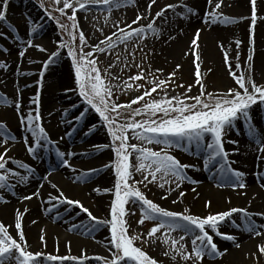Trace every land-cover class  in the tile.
I'll use <instances>...</instances> for the list:
<instances>
[{
  "label": "snow or ice",
  "instance_id": "obj_1",
  "mask_svg": "<svg viewBox=\"0 0 264 264\" xmlns=\"http://www.w3.org/2000/svg\"><path fill=\"white\" fill-rule=\"evenodd\" d=\"M213 0H208V4L212 5ZM136 0H50L51 9L45 6V0H40L39 7L44 9L47 18L55 21L62 33L67 34L70 41H61L59 47L67 48V55L71 57L75 71V83L79 92V96L83 98V102L87 107L79 110V105H73V108L79 110V114L74 116L76 122L84 120L90 110H94L98 114L101 121L107 127V131L112 140L109 145L96 146L111 148L115 153V158L109 165L105 167L114 168V185L112 189H104L105 192H112L114 199L110 203V219L100 220L92 214L79 200L69 199L62 191L55 197L49 196V203L52 208H56L58 204L66 205L65 212H70L72 207L79 208L80 211L86 213L88 218L95 223L91 225L87 231L89 234L98 229L101 225L108 227L109 235L107 237V251L109 256H96L92 259L102 261V264H160V262L152 257L146 250V245L150 246L160 240L163 244L169 247L163 253L164 256H169L173 261L179 257L185 264H202V261L207 257L210 259L222 258L227 253V249L221 250L214 237H219L221 240H227L234 243L236 247H240L237 242V236L222 232V226L231 222L233 227L241 228L243 231L254 235H264V232L259 230L256 221L252 219L253 215L264 216V212L250 214L246 208H231L227 211L210 213L207 216L201 217L194 215L191 210L185 208L182 212L171 211L153 200L147 198L145 192L141 190L139 185L147 187L148 184H156L159 188L165 189L161 199H167L173 192L181 188L184 182L198 184V180L191 179L186 169L194 167L189 164H182L179 159L168 151L171 148H184L188 150L189 146L195 145L196 154L203 153V167L205 169L216 168L218 173V186H231L233 189H245L247 187L245 176L246 173L234 169L231 161H229V152L225 150V143L237 144L238 141L227 140V134L236 126V122L243 119L245 122L251 121V109L253 106L264 105V85H258L252 78L251 61L253 56L247 57L248 68L247 76L245 72H240L239 75L232 70L229 53L224 50L225 64L229 68V74L234 78L237 88H229L223 93L207 92L204 83V78L200 72L199 61L200 56L197 52L199 48L198 39L201 29H197L191 41V48L185 55H193L195 68V83L198 85L200 92L195 97L184 96L181 99L177 96H169L167 85L176 75V72L181 69L182 65L177 64L172 73L166 79H160L155 73L145 71L140 65L135 67L139 69L136 75L128 77L127 81L121 84H112L106 80V77L111 76L112 80H118V77L112 76L109 69L115 67L119 62L123 53H118L115 56L113 63L108 65V69H104L102 76L99 64V55H111L119 46H123L127 52V47L130 41H142L146 39L147 33L159 35L160 29L156 26V22L166 19L167 12L171 9L180 8L182 11L179 15L188 19L190 16L196 15L194 8L186 4H168L155 12V16L149 23L142 24L145 16L137 14L131 23H126L125 27L116 25V31L104 37L99 43L90 46L89 51H84L87 46L85 33L79 30V22L77 12L81 10H89L93 6H101L109 13L113 8L125 7L129 4H135ZM157 3V0H149L146 8V15L151 14L152 7ZM253 11L251 16L252 27L256 24V0H251ZM10 0H0V22H7V12ZM222 0H217L211 12H206L204 19L206 23H234L232 18L223 16L218 10L221 8ZM71 10V15L68 14ZM54 13H58L55 15ZM107 19V18H106ZM29 31L37 32L42 28V24H36L33 20H28ZM135 25V27H134ZM8 28L16 31V28L10 23ZM78 34L79 43H73ZM0 35H3L0 32ZM174 39V37H170ZM240 41H236L237 47ZM28 47H36L39 51H46L42 46L33 44L31 39L26 41ZM223 49V44L220 45ZM19 55L23 57L24 51H20ZM60 51L51 53L44 67L48 68L50 64L56 62L60 57ZM135 53L129 52L125 56V61L131 56L134 58ZM236 68H240L239 55L236 57ZM132 65L124 64L125 68H130ZM211 71V70H209ZM162 69H156V73L162 74ZM43 75V73H41ZM146 76H151L148 81L151 87L145 89L141 95L136 96L130 102L121 104L118 98L114 97V90L131 89L133 83L144 80ZM131 81L133 83H129ZM182 87V85H180ZM143 84H136V88H143ZM192 86L189 85L187 91H191ZM251 89V90H250ZM160 90L163 96L154 98L153 93ZM187 100L194 101L187 103ZM0 101H6V98L0 97ZM34 103L39 102V97H36ZM140 104L139 107L133 108V105ZM19 108V104H16ZM129 110L128 118L124 123L120 122L124 115V110ZM67 110L65 109V112ZM145 117L142 120H137L135 117ZM71 124L72 121H65ZM21 124L25 126V131L30 136L23 137V143L27 153L34 159H39L42 153L54 152L55 156L60 161V164L65 167H71L68 156H74V152L61 151L59 141H53L50 138L48 131L42 123V117L39 108L30 111L26 116L21 118ZM96 125H92L85 135H89ZM76 129L73 128V131ZM131 133V136L129 135ZM71 136V132L66 133ZM248 135L252 136L258 145V151L264 154V133L257 135L256 128L249 124ZM7 129L5 123L0 122V141L7 145L4 147V152L0 153V190L14 189L15 183H11L15 179L17 183H27L35 169L29 164L13 159L8 156L12 150L10 141L15 140ZM61 140L63 137L60 138ZM130 139H135L140 143H131ZM147 145H163L159 151H154ZM238 151V149H235ZM7 157V158H6ZM134 157V161L130 158ZM264 160V155L259 157ZM17 165L18 168L26 170L27 174H21L14 168L9 167V164ZM75 171V169H73ZM96 171V170H93ZM140 173L141 180H135L134 175ZM48 179L47 176L44 177ZM86 175H78L76 180H86ZM264 179V174L261 175ZM175 184V188L170 185ZM53 189L57 185L52 184ZM264 189V183L260 184ZM99 191V189H97ZM196 191L195 188L192 189ZM38 195L33 192L31 195L24 196L22 199L30 200ZM185 196L184 191H179L177 200H173L175 204ZM4 197L0 195V201ZM56 201L57 203H52ZM6 202V201H5ZM126 205L128 206L126 208ZM138 206L141 210V219L139 224H144L145 221H152L153 226L146 234H131L130 225L126 217L130 214V209ZM211 201H206L205 207H210ZM27 211V209H25ZM51 211V208L49 209ZM240 214L243 224H236L232 219L233 214ZM79 213H77L78 215ZM23 213L16 210L14 227L17 230V236L14 237L8 227L0 222V264H45V254L42 252H33L27 243L25 233L23 231ZM35 223V221H33ZM79 225L73 224L70 230H75ZM264 227V226H261ZM180 231L183 233L178 239L174 238L172 233ZM161 233V236H157ZM185 237H191V251L185 242ZM41 242H45L42 235ZM137 241L140 243L138 244ZM258 252L264 254V243L257 245ZM46 261L51 264H66L72 261L76 264H90L87 256L78 259L72 255H52L47 254Z\"/></svg>",
  "mask_w": 264,
  "mask_h": 264
},
{
  "label": "bare ground",
  "instance_id": "obj_2",
  "mask_svg": "<svg viewBox=\"0 0 264 264\" xmlns=\"http://www.w3.org/2000/svg\"><path fill=\"white\" fill-rule=\"evenodd\" d=\"M148 2L149 0H136L135 4H129L125 8H131L136 15H144L145 18L141 23L145 25L152 21L156 11L168 4H186L197 12L196 15L184 19L179 15L182 9H171L167 12L166 19L156 22V26L160 29V34L154 35L155 40L160 44L158 58L165 66L179 63L186 71L195 72L193 55H185V53L191 48L196 30L201 29L197 49L200 59L196 61L200 64V70H211L210 72L215 74L213 76L228 87L238 86L225 64L224 50H227L232 70L237 75L243 71L242 67L236 68L237 54L239 64L244 58L246 66L249 63L247 57L252 55V75L259 79L264 78V0H256L257 19L254 27L251 25L253 11L251 0H222L218 12L236 21L227 24L222 20L217 23L205 22V13L211 12L217 0H213L212 5L208 4V0H157L151 9V14L146 15ZM16 4L9 10V18L17 19L16 31H9L6 28L7 24L11 23L9 18L7 22L0 23V32L3 33L0 35V50L3 56L9 54L7 62L3 60V66L1 65L0 68V97L6 98V101H0V105L7 107L8 122L19 124L17 128L10 130V134L16 137L15 140L10 141L17 151L13 159L29 164L35 171L29 176L27 183H17L12 179L10 182L16 184L14 189L0 190V195L4 197V200L0 201V212L13 227L16 210L23 213V231L31 251L37 249L39 252H51L59 256L75 254L80 258L101 257L106 252L108 244L104 226L101 225L89 234L87 229L95 222L91 221L86 213L75 207H72L70 212H65L66 205L63 204L52 208L49 196L55 197L62 191L69 199L79 200L98 219L106 220V216L110 217L111 200L104 189L113 185L114 168L105 167L111 164L108 148L96 147L107 144L106 132L99 118L96 114H92L91 110L80 122H76L75 119L71 124L65 122L71 121L66 117L67 115H78L79 110L86 107L78 98V91L73 85L68 86V91L65 90L66 87H62L69 81L70 76L67 70V56L56 48L48 31L49 25L38 29L37 32L43 34L42 39L33 42L46 51L41 52L36 47L27 46L26 41L32 40L35 32L29 31L28 24H21L19 16L22 12L16 9ZM237 40L241 42L239 47L236 45ZM16 45L27 48L23 57L11 54ZM58 50L61 53L58 63L53 68H45L44 63L48 61L51 53ZM52 79L54 81H51ZM52 83H55V88L52 87ZM65 94L76 99L75 105L80 106L79 110L65 105L67 101ZM36 97H39L38 103L33 102ZM17 103L19 108L16 107ZM37 108L40 110L42 123L50 138L59 141L60 150L75 153L74 156L67 157L71 167H63L54 152L42 153L39 159H34L27 153L23 137L30 134L24 130L25 126L18 121L17 115L26 114ZM263 108L250 112L251 121L245 122L243 119L237 121L233 130L228 132L227 140H235L238 143L226 142L224 145L225 150L229 152V161L233 162L232 167L246 173L247 187L236 190L224 186L216 187L218 186L216 168L205 169L203 161H200L203 153L197 155L195 145H192L188 147L186 156L175 157L185 159L187 164L194 166L186 169V173L199 183L184 182L181 187L185 196L178 202L193 197L203 202L211 201L212 205H217L224 211L231 208H246L250 214L264 212V189L260 187V184L264 183V179H261V175L264 174V160L259 158L264 154L257 150L258 145L254 138L248 135L249 124L256 128L257 135L264 133ZM92 125H96V128L89 135H85L84 133L88 132ZM73 128L76 130L73 131ZM80 130L81 133L78 134ZM67 132L73 135L67 136ZM181 149L184 150L183 147ZM9 167L21 174H27L26 170L18 168L17 165L10 163ZM82 174L86 175L87 179L76 180V177ZM45 176L48 177L47 180L44 179ZM52 184L57 185V188L53 189ZM193 188L196 189L195 192L192 191ZM37 191L38 195L32 199H22ZM177 197L178 193L170 194L168 199L172 202L177 200ZM52 203L57 202L52 201ZM232 219L236 224H243L240 214L234 213ZM252 219L256 221L257 228L264 232V227H261L264 226V216L253 215ZM73 224L80 227L70 230ZM15 231L17 232L16 229ZM226 233L237 236L240 247H236L231 241L214 237L220 249H227V253L222 258H207L208 264H264V254L259 253L257 249V245L264 243V235H251L241 228L233 227L232 224L226 229ZM42 235L45 238L44 243L40 239Z\"/></svg>",
  "mask_w": 264,
  "mask_h": 264
},
{
  "label": "rangeland",
  "instance_id": "obj_3",
  "mask_svg": "<svg viewBox=\"0 0 264 264\" xmlns=\"http://www.w3.org/2000/svg\"><path fill=\"white\" fill-rule=\"evenodd\" d=\"M17 3V4H16ZM16 4V9L22 12V15L19 16L20 20H21V24L26 23L28 24V20H33L36 24H42L43 27L44 25H49L50 29L48 30L50 33V37L52 39V41L55 43L56 48H59L60 51H62L66 56H67V60H68V66H67V70L70 74L69 76V81L65 82L64 85H62V87H66L65 90L68 91V86L69 85H73L74 88L77 89V85L75 83V71H74V66L72 63V59L71 57H69L67 55V48H60V42L61 41H70V38L67 36V34L62 33L59 29V27L57 26V24L55 23V21L47 18L44 9H42L41 7H39L40 4V0H10V4H9V8H8V12H7V18H9V10L11 9V7ZM45 6L49 9H51V5H50V0H45ZM55 15H58V13H54ZM68 14L71 15V10H68ZM136 17V13L134 10L130 9H126L125 7H120L118 9H113L111 10V12L109 13L105 8L101 7V6H93L91 7L89 10H81L77 12V19L79 22V30H82L85 33L86 39H87V46L84 47V51H89L90 50V46L91 45H95L97 43H99L100 40H103L105 36L110 35L113 31H116V25H119L120 27H125L126 23H131V21L133 19H135ZM107 18V19H106ZM10 24L13 25L16 29L18 27L17 24V19L10 17ZM2 23V22H0ZM29 26V25H28ZM30 27V26H29ZM135 27V25H134ZM9 31H12L10 28L6 27ZM38 31V30H37ZM40 33H36L33 35L32 41L34 43H36L37 41H40L41 38ZM75 44L79 43L78 40V34H77V38L76 40L73 42ZM155 40L153 33L148 32L147 33V37L146 39L142 40V41H130L127 47V52L125 51L123 46H119L111 55H99L98 59H99V64L98 66L101 68L102 72V76L104 75L103 70L104 69H108V65L110 63H113V61L115 60V56L118 53H123L121 55L120 58V62L113 68L109 69V71L112 73V76L118 77V80H112V77H106V80L111 81L112 84H121V88H123V82L128 80L129 76L132 75H136L139 71L138 68L135 67L136 64H140L145 71H151L153 73H155L160 79H166L168 77V75L170 73L173 72V70L175 69V66L179 63H175L172 64L171 66H165L164 64H162V62L160 61L158 49L160 47V44ZM27 48H25L24 46H17L14 48V51L11 53L12 55H19L20 51H26ZM129 52H134V58L129 56L127 61H125V56L127 55V53ZM6 56H3V52L0 50V68L2 64V61L5 60L7 62V58L9 56V54H5ZM58 59H56V62L53 64H50L48 68H53L55 66V64H57ZM128 63L129 65H132L130 68H125L124 64ZM181 65V64H180ZM240 65L243 69V71L245 72V75L247 76V68L248 66H246V63L244 61V58H242L240 60ZM156 69H162L163 72L161 73H156ZM203 78H204V83L206 86V91L207 92H213V93H223L226 92L229 88H237L238 86L235 87H228L226 86L224 83H221L219 80H217L213 75H215L214 73H211L210 71H204V70H200ZM252 74V73H251ZM55 77V76H54ZM252 78L255 80V82L258 85H264V78L259 79L258 77H255L254 75H252ZM152 77L151 76H146V78L144 80L141 81H137L135 83L128 81L129 83H133V86L131 89H126V90H114V97L118 98V102L121 104H126L128 102H130L132 99H134L136 96L141 95L142 92L151 87V85L148 83L149 80H151ZM195 72L191 71L188 72L184 69V67L182 66L180 70H178L176 72V75L171 79V81L168 83L167 85V92L168 95L171 96H177L180 97L181 99H184V96L187 95L189 97H195L197 95H199L200 89L198 87V85H196L195 83ZM51 81H54V79H52ZM56 83V82H55ZM55 83H52V87L55 88ZM136 84H143L144 87L137 89L136 88ZM182 85V87L180 86ZM191 85V91L188 92L187 88L188 86ZM251 90V89H250ZM78 91V89H77ZM78 94V98L80 99V101L82 103L83 102V98L79 96V92H77ZM161 96H163V92L158 90L157 93H153V97L154 98H160ZM65 97L67 98V101L65 102V105L69 106V108L73 107L75 103L76 99H72L68 94H65ZM187 103H193L194 101L192 100H187ZM85 105V104H84ZM87 107V105H85ZM140 104H136L133 105V108L139 107ZM264 105L259 104L256 106H253L251 109V112L253 110H256L258 108H263ZM6 109L7 107L5 105H0V122H3L6 124L7 129L9 130H13L15 128H17V126L19 124L15 123H10L8 122V118L6 116ZM264 109V108H263ZM30 112V111H29ZM27 112V113H29ZM92 114H96L94 112V110H91ZM26 114H19L18 116V121L21 123V118L23 116H26ZM76 113V112H75ZM128 114H129V110L125 109L124 110V115L121 117L120 122L124 123L127 118H128ZM96 116L99 118L98 114H96ZM66 117H68L72 123L74 121V114H70L67 115ZM72 118V119H71ZM145 117L142 116H137L135 117V119L137 120H142ZM101 125L103 127V129L106 132L107 135V139H106V145H109L111 143V136L109 135L108 131H107V127L104 125L103 121H101V119L99 118ZM16 121V120H15ZM81 133V130L78 131V134ZM73 135V134H72ZM75 135V134H74ZM77 135V134H76ZM129 135L131 136V133H129ZM131 143H140L139 141L135 140V139H130ZM12 145V150L9 152L8 156H10L11 158H13L14 156H16V147L13 146L12 143H10ZM7 146L5 144H3L2 141H0V153L4 152V147ZM145 146L151 147L154 151H159L161 148H163V145H156V144H152V145H147L145 144ZM168 151H170V153L174 156H177L178 158L181 156H186V151L182 150L181 148L177 149V148H171L168 149ZM108 152H109V158H110V163L114 160L115 158V153L111 148H108ZM7 158V157H6ZM131 160L134 161V157L130 158ZM180 162L182 164H187V161L185 159H179ZM200 161H203V154L200 157ZM113 185H114V171H113ZM134 179L135 180H141L142 179V175L140 173H136L134 175ZM112 186H110L108 189H112ZM172 188H175V184L170 185ZM139 187L141 188V190L143 192H145L147 198L153 200V202L159 204L161 207H164L168 210L171 211H178V212H182L185 208H188L191 210V213L194 215H199L201 217L207 216L208 214L212 213H217V212H222L224 211L223 209H221L220 207H218L217 205H212L210 207H205V203L202 200H199V198H185L183 199V201L177 202L175 204H173L168 198L162 200L161 196L164 195L165 193V189L167 187H169V185L165 186V189H161L159 188L156 184H148L147 187H144L143 185H139ZM219 187V186H216ZM228 189H233L231 186H224ZM236 190V189H233ZM179 191H183V188L181 187L180 189L173 191L171 194H177L179 193ZM109 200H113L114 199V194L110 191L107 192ZM170 196V195H169ZM128 206L126 205V208ZM130 213H134V214H130L128 217H126V219L129 222L130 225V233L131 234H143V236L146 238V234L147 232L150 230V228L153 226V222L152 221H145L144 224H139L138 221L141 219V210L138 206L131 208ZM106 219H110L109 216H106ZM0 222H2L6 227H8L9 232L16 237L17 236V232L15 231L14 227L11 226V223L8 222V220L5 218V216L3 215V213L0 212ZM231 222H229L228 224L224 225L221 227V231L222 232H226V229H228L230 227ZM105 230H106V235L108 237L109 235V229L108 227L104 226ZM67 234V232H65ZM174 238H179L181 235H183L182 232L180 231H176L172 233ZM157 236H161V233H157ZM219 240H221L219 237H217ZM89 240L91 238H88ZM185 242L186 245L188 247V250L191 251V237H185ZM137 243L139 244L140 242L137 241ZM146 250L149 252V254L156 258L160 264H185L184 261H182L179 257H177V259L175 261H173L169 256H164L163 253L168 249V245L167 244H163L160 240H157V242L153 245L150 246H145ZM34 253L38 252L37 249L32 250ZM45 264H51V262H47L46 261V256L47 254H52V255H56L54 253H45ZM65 255H72V256H76L78 259H82L79 256L75 255V254H63L60 256H65ZM109 256V253L107 251V245H106V252L104 253V255H102L101 257H107ZM90 264H102V261H96L95 259L89 258ZM66 264H76V262H66ZM86 264H88V262H86ZM202 264H208V260L207 257L202 261Z\"/></svg>",
  "mask_w": 264,
  "mask_h": 264
}]
</instances>
